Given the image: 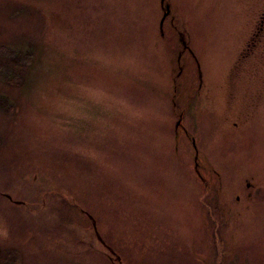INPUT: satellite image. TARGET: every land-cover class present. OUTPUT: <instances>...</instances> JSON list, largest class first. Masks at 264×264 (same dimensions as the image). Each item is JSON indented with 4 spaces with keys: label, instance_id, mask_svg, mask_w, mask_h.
<instances>
[{
    "label": "rangeland",
    "instance_id": "rangeland-1",
    "mask_svg": "<svg viewBox=\"0 0 264 264\" xmlns=\"http://www.w3.org/2000/svg\"><path fill=\"white\" fill-rule=\"evenodd\" d=\"M0 47L1 260L264 264V0H0Z\"/></svg>",
    "mask_w": 264,
    "mask_h": 264
},
{
    "label": "trees",
    "instance_id": "trees-1",
    "mask_svg": "<svg viewBox=\"0 0 264 264\" xmlns=\"http://www.w3.org/2000/svg\"><path fill=\"white\" fill-rule=\"evenodd\" d=\"M0 56L9 57L16 64H18L20 66V65H26L29 62H31V61H28V60L32 58V53L31 52H26V54H24V53H22L20 51L19 52L18 51H12L10 49H7L6 47H0ZM0 79H2L4 81L6 80V81H8V83H11V84H20L21 80H22L21 77H19V76H16V75L14 77L10 76V70L7 67H4V66L1 67V65H0ZM2 104H1V106H3ZM0 254H1V252H0ZM4 258H1V256H0V264H13L12 263L13 260H11V259L8 260L9 262L8 261L5 262V261L1 260V259H4Z\"/></svg>",
    "mask_w": 264,
    "mask_h": 264
},
{
    "label": "water",
    "instance_id": "water-1",
    "mask_svg": "<svg viewBox=\"0 0 264 264\" xmlns=\"http://www.w3.org/2000/svg\"><path fill=\"white\" fill-rule=\"evenodd\" d=\"M163 2H165V0H163ZM167 10H168V12H169V7H167ZM168 12H167V14L165 15V17L168 15ZM163 22V21H162Z\"/></svg>",
    "mask_w": 264,
    "mask_h": 264
}]
</instances>
